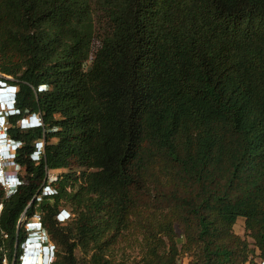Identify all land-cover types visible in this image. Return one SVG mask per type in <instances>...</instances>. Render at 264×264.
<instances>
[{"label": "trees", "instance_id": "1", "mask_svg": "<svg viewBox=\"0 0 264 264\" xmlns=\"http://www.w3.org/2000/svg\"><path fill=\"white\" fill-rule=\"evenodd\" d=\"M0 75L21 179L0 185V264L36 214L53 264H135L114 252L131 237L136 264L264 259V0H0Z\"/></svg>", "mask_w": 264, "mask_h": 264}, {"label": "clouds", "instance_id": "2", "mask_svg": "<svg viewBox=\"0 0 264 264\" xmlns=\"http://www.w3.org/2000/svg\"><path fill=\"white\" fill-rule=\"evenodd\" d=\"M41 88H44L43 85H41L38 89L40 90ZM18 89L19 88L17 85L9 83L3 76L0 75V185L4 187L7 193L14 192L21 183L18 169L14 173H8L5 170L8 164H11L15 168L18 167L15 157L20 146V141L12 138L7 131V118L8 116L16 112ZM42 123L43 120L41 118V115L38 113H32L28 117L19 119L17 121V125L20 128L38 126ZM38 143L36 142V145ZM42 150L43 148L40 144V146L36 147V150L32 154V157L35 158V156H39ZM63 214H65L66 216H64ZM69 215V211L61 210L59 213H57L56 219L62 223L69 217ZM38 219L39 220L37 222L30 221L27 223V225H33V227L28 229V233L30 235L28 234L29 236L26 238L24 245L27 243L38 245V249H40V255L42 257L41 263L53 264L55 260V249L53 248V245H51L50 239L43 227L41 219ZM30 238H32V240H30ZM25 255L26 253L24 251V254L20 258L21 264H23V256Z\"/></svg>", "mask_w": 264, "mask_h": 264}, {"label": "rangeland", "instance_id": "3", "mask_svg": "<svg viewBox=\"0 0 264 264\" xmlns=\"http://www.w3.org/2000/svg\"><path fill=\"white\" fill-rule=\"evenodd\" d=\"M36 121V119H35ZM40 146V143H38L36 145V147ZM43 147V145H42ZM39 156H35V158H37ZM18 169V167H13L11 164H8L7 167L5 168V170L8 173H14L16 172ZM63 169H58V170H50L48 172V179L49 181L55 180V178L58 176V174H60L61 172H63ZM22 174H24V172H22ZM50 187V188H49ZM44 186L43 187V193H52L53 191V187L52 186ZM61 210H67L70 211L68 208H63ZM64 216H66L65 214H63ZM39 214H36L33 218H31L32 222H37ZM71 217H68L64 222L62 223H66L70 220ZM24 223V226H26V230L28 231L29 228L33 227V225H27V216L23 215L22 218V222L21 224ZM244 218L243 217H239L236 221V224L234 226V230L236 233H239L241 235H244L245 233V229H244ZM29 232V231H28ZM30 235V234H29ZM30 240H32V238H30ZM250 242H251V246H254L252 243V240L249 238ZM51 244H53L52 241H50ZM22 254H24V251L26 253V250H24V248H22ZM55 251V250H54ZM115 255L118 259H127L128 261H130L131 263H137L139 261V258L141 256V251H140V245H139V238L137 237H131V240L129 241H122L120 242L116 247H115ZM41 254V253H39ZM79 260L83 259L86 257V255L83 253V251H81L80 249L76 250V255H75ZM56 257V255H55ZM19 258H21V256H19ZM188 262V258L186 256H184L183 258H181V263L179 264H187ZM20 264H21V260H20ZM24 264V262H23Z\"/></svg>", "mask_w": 264, "mask_h": 264}, {"label": "bare ground", "instance_id": "4", "mask_svg": "<svg viewBox=\"0 0 264 264\" xmlns=\"http://www.w3.org/2000/svg\"><path fill=\"white\" fill-rule=\"evenodd\" d=\"M30 121V120H29ZM29 245V247H28ZM27 245V250H26V255L24 259V264H42V257L39 254L40 249H38V245L36 244H28Z\"/></svg>", "mask_w": 264, "mask_h": 264}, {"label": "built area", "instance_id": "5", "mask_svg": "<svg viewBox=\"0 0 264 264\" xmlns=\"http://www.w3.org/2000/svg\"><path fill=\"white\" fill-rule=\"evenodd\" d=\"M38 142H40V144L42 145V141H38ZM38 218H39V216H38ZM27 245H28V243L24 245V249H27ZM51 245H53V244H51ZM53 248H54V245H53ZM23 259H25V256H23ZM0 260H1V258H0ZM23 262H24V260H23ZM2 264H7L6 258L2 259ZM244 264H264V259L262 257H260L258 254H252Z\"/></svg>", "mask_w": 264, "mask_h": 264}]
</instances>
